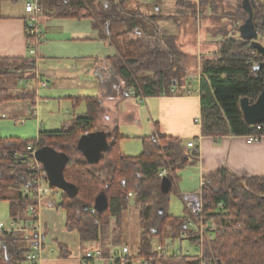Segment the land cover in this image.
Listing matches in <instances>:
<instances>
[{
    "label": "trees",
    "instance_id": "1",
    "mask_svg": "<svg viewBox=\"0 0 264 264\" xmlns=\"http://www.w3.org/2000/svg\"><path fill=\"white\" fill-rule=\"evenodd\" d=\"M2 1V0H0ZM20 1V0H12ZM23 1V0H22ZM131 0H42V14L48 18L92 20L101 40L119 49L112 61L117 73L131 89L144 97L194 92L199 86L201 97V127L205 137H264V120L256 125L246 122L241 101H258L264 89V55L251 41L241 38L239 28L248 19V13L239 0L236 19L237 35H222L220 48L213 58L201 61V78L194 83L183 66L184 54L175 36L163 34L158 21L165 17L147 15L127 9ZM254 10L257 43L264 46V0H250ZM40 15V16H41ZM39 16V17H40ZM31 29L30 24L27 30ZM30 41L39 42L38 36ZM27 60H0V77L19 75L30 71ZM23 80V79H21ZM188 85L189 89L181 86ZM34 90L13 93L0 84V105L10 101H36ZM100 104L89 101V116L78 119L69 129L58 133H41L39 139L0 136V192L19 189L18 197L9 202L12 219H22L26 212L38 211V204L24 196L23 188L34 185L37 172L30 165L28 148H53L68 156L65 180L78 189L76 197L62 193L57 207L67 214V228L80 235L82 243H99L113 221L120 224L124 211L133 202L139 212L142 229L137 254L150 264H202L196 256L181 252L169 254L171 243L185 240L191 215L175 217L168 213L170 194L176 193L181 181L179 173L199 161L198 147L189 148L180 138L155 134L143 138V152L129 157L122 153L123 139L115 128L107 136L109 150L98 163L90 164L78 148L80 138L99 131L97 121ZM1 120V118H0ZM158 128V127H157ZM42 165V164H41ZM43 167V165H42ZM44 169V167H43ZM172 181L168 194L161 190L164 177ZM201 189L204 219L216 221L217 236L205 239L203 256L210 264H264V177H239L227 170H218L204 178ZM106 194L108 208L103 213L91 214L97 197ZM132 194V196L130 195ZM220 205L223 208H220ZM84 206L88 209L85 210ZM118 224V225H119ZM195 231L190 242L198 239ZM0 264H24L31 246L22 234L2 237ZM102 242L103 253L111 248ZM200 246V245H199Z\"/></svg>",
    "mask_w": 264,
    "mask_h": 264
},
{
    "label": "crops",
    "instance_id": "2",
    "mask_svg": "<svg viewBox=\"0 0 264 264\" xmlns=\"http://www.w3.org/2000/svg\"><path fill=\"white\" fill-rule=\"evenodd\" d=\"M23 1H0V60H27L31 69L22 77L21 89L13 90L6 87L13 93L34 90L37 97L34 104L30 101H10L1 104L0 118L16 121L23 119L22 123L26 120H37L38 136L34 139H39L41 133L62 132L71 128L78 119L87 118L89 101L97 100L100 104L97 127L107 136V133L116 128L123 139L129 137L130 132L134 133L133 131L137 130L140 131L141 137L146 138L153 136L155 130L159 129L162 136L180 138L185 143L195 142L200 155L198 164L186 168L194 173L193 181L200 183L202 179L218 170H227L239 177H264V137L250 143L249 137L203 136L201 123L196 122L201 119V97L197 84L192 85L194 92L191 93L181 91L177 94L154 97H144L128 89L126 80L117 73L112 64L119 56V49L101 40L92 20L48 18L42 14L37 22L40 41L34 48V55L30 56L29 46L32 41L28 35L29 23ZM214 1L221 3L219 5L221 10L230 7L228 11L231 13L239 6V0ZM178 2L179 0H161V4L156 5L155 10L147 15L165 17L158 21L163 34L182 39L184 32L180 25L178 27L175 25V15L187 9L181 8ZM187 11L188 13L182 16L190 17L191 11ZM175 28L178 29L177 32ZM30 60H34L35 63L31 64ZM201 67L199 64L196 76L188 74L194 83L201 78ZM181 87L189 89L188 85ZM53 117L62 120L60 126L46 129L47 118ZM144 125H148V129L144 128ZM28 187L23 188L24 196ZM50 195L43 196L41 206L38 207L37 222L43 239L40 259L35 262L27 260L24 264H82L88 251L96 249L103 251L104 239L99 243H82L78 232L68 230L66 212L63 209V213L59 212L61 208L57 207V202L50 199L52 198ZM28 198L32 200L31 197ZM184 207V213L179 217L188 215L185 203ZM132 209L136 210L134 203L124 211L123 218H127L126 224H129L128 237L131 232L135 234V242L119 244L111 248L107 256L126 247L132 256L142 258L137 254L142 235L139 213L137 210L130 212ZM30 213L26 212L22 217L30 220L32 218ZM9 219L10 223L17 220L12 219L11 215ZM204 222L210 226L208 231L205 229L204 238L209 239L208 235L215 238L217 222L205 219ZM192 232L187 233L191 236ZM184 239L189 243V248H185L181 243L179 251H176L173 249L176 243H171L167 249L169 254L183 252L204 259L202 246L205 239L201 243H198V240L192 243L190 238L185 236ZM97 264L110 263L105 259Z\"/></svg>",
    "mask_w": 264,
    "mask_h": 264
},
{
    "label": "rangeland",
    "instance_id": "3",
    "mask_svg": "<svg viewBox=\"0 0 264 264\" xmlns=\"http://www.w3.org/2000/svg\"><path fill=\"white\" fill-rule=\"evenodd\" d=\"M178 3L181 8L191 11L190 17L182 16L183 14L188 13L187 10H182L181 12L179 11L175 15V25L177 27L178 25H180L182 32H184V37L182 39H178V44L181 48V52L184 54L183 66L186 67L187 74H192L194 77L197 75L199 64L201 65L202 59L204 57L213 58L215 52L219 51V43L223 40L221 34L237 35L236 25L238 23L236 22V19L230 18L229 15L237 13L238 9H234L233 13L228 11L230 10V7H226L225 9L221 10L219 9V5H221V3L215 2L214 0H196V2L188 0H179ZM160 4L161 0H131L127 4V9L134 12L140 11L141 13L149 14L153 10H155L156 5ZM177 31L178 29L175 28V32ZM21 79L22 77L19 75H9L5 77H0V84L13 88V90L21 89ZM13 84H17V86H13ZM40 94H42L41 91ZM54 110L56 109L54 108ZM2 118L0 120V136L20 137L26 140H31L38 136V129L36 125L37 120L31 119L26 120L24 123H22L21 120L23 119L16 121L15 119ZM61 121L62 120H58L56 117H53L51 119L47 118V123L45 127L46 129L50 127H59ZM144 128L148 129V125H144ZM123 131H125V129ZM133 132L136 134V136L134 133L130 132L129 137L122 139L120 142V148L122 150V153L129 157L140 156L143 152L142 140L145 136L141 137L139 134V130ZM189 170L190 169H186L179 173L181 179L183 180L176 185V193L170 194L169 213L175 214L174 216L177 215L176 217L182 216L184 213L185 207L182 196L186 193L189 194L190 191H199L201 189V182L198 183V181H196L195 179V181H193L192 176L195 178L194 173H191V171ZM18 193L19 189L15 188L6 189L3 192H0L1 222H4L5 224L10 223V208L8 204L9 202L4 199H14L18 197ZM50 196L52 198H50ZM50 196H47V198H50L54 202L60 203L62 200L61 191H59V193L56 195L51 194ZM131 204L133 203L131 202ZM136 210L138 212L137 208ZM136 210L132 209L130 212H136ZM59 212L63 213V210L60 209ZM126 219L127 218L122 217L120 224L118 223L119 225L113 221L111 226L108 228V231L105 235L106 239H104L103 241L104 243H107V247L108 245H114L115 243H118V245H122V243L126 244L135 242V234L131 232L128 237L127 233H129L130 230L129 224H126ZM192 230L194 231V229ZM181 243L184 245L185 248H189V243L186 240ZM181 243L180 240H177L173 249L179 251Z\"/></svg>",
    "mask_w": 264,
    "mask_h": 264
},
{
    "label": "built area",
    "instance_id": "4",
    "mask_svg": "<svg viewBox=\"0 0 264 264\" xmlns=\"http://www.w3.org/2000/svg\"><path fill=\"white\" fill-rule=\"evenodd\" d=\"M148 1V0H147ZM42 0H24V10L27 15L28 23L30 24V28L28 31V35L30 36H38L40 35L39 30L37 29V22L39 16L42 13ZM38 44L35 42H31L29 46V55H34V48ZM31 64H34V60H30ZM200 123V121H196ZM249 142L257 141L254 137H249ZM189 148L197 147L195 142H190L188 144ZM38 148H34L32 145L29 146L28 152L31 155L30 165L32 169L37 172V177L34 180V185H30L26 191L25 195L31 197L32 200L36 201L38 207L41 206V198L50 194H58L60 190L54 188L49 180L48 176L43 169L40 162H38L35 158V154ZM166 172L160 174L161 177H164ZM206 185L205 179L201 181V189ZM132 196V194H131ZM184 203L191 215V221L188 223V228L194 229L196 231L195 236L198 238V243H201L205 238V229L207 231L210 229L208 223L204 222V206L201 198V191L198 193H193L189 195L183 196ZM220 208H223L220 205ZM31 219L27 221L23 220H13L9 225L4 222H0V247L3 244L2 237L5 234H22L26 243L30 244L31 251L27 255V260L30 262H35L40 259L41 249H42V233L40 230V226L37 222V214L38 211H30ZM91 214L96 215L97 211L95 209H91ZM26 222V224H25ZM204 225V226H203ZM204 229V230H203ZM185 237L189 238L188 233L183 234ZM209 239H213L214 236L208 235ZM107 260L110 264H150L144 258H135L131 255V252L128 248H123L121 251H114L109 256H105L101 249H96L92 251H88L82 261V264H97L101 260ZM202 260V264H209L208 261Z\"/></svg>",
    "mask_w": 264,
    "mask_h": 264
},
{
    "label": "water",
    "instance_id": "5",
    "mask_svg": "<svg viewBox=\"0 0 264 264\" xmlns=\"http://www.w3.org/2000/svg\"><path fill=\"white\" fill-rule=\"evenodd\" d=\"M242 7L248 13L249 17L239 28L240 36L245 41H251L253 47L258 49L264 55V46L261 43L256 42L257 31L254 25V10L251 1L243 0ZM263 67L264 64H260L256 67V70H260ZM241 108L248 124L256 125L260 121H263L264 89L256 103L250 104L248 99H243L241 101ZM78 148L90 164L98 163L102 155L109 150L107 135L103 131L84 134L78 142ZM35 158L43 165L48 180L54 188L72 198L77 196V187L68 183L64 176L65 166L69 160L67 155L59 154L53 148L45 147L36 151ZM172 187V181L167 177H164L161 184L162 192L168 194ZM94 207L98 213H103L107 210L108 199L106 194L102 193L97 197ZM84 209L87 210L88 208L84 206Z\"/></svg>",
    "mask_w": 264,
    "mask_h": 264
}]
</instances>
